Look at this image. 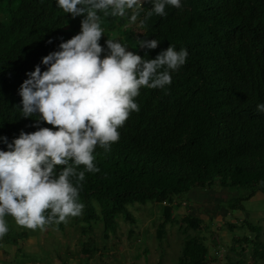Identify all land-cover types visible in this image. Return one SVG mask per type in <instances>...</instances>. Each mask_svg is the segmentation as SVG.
<instances>
[{
  "label": "trees",
  "instance_id": "trees-1",
  "mask_svg": "<svg viewBox=\"0 0 264 264\" xmlns=\"http://www.w3.org/2000/svg\"><path fill=\"white\" fill-rule=\"evenodd\" d=\"M151 7L145 0L135 22L101 12L105 35L100 43L107 49L108 38L119 39L149 58L170 44L186 47V63L172 72L170 85L141 87L135 97L140 110H133L120 126V139L110 151L97 145L100 170L86 171L82 214L46 225L39 234L46 236L52 226L62 231L68 223L82 222L83 237L89 235L96 243L94 226L103 224L106 239L115 233L119 217L135 222L129 206L152 204L160 211L158 240L165 237L167 224H179L183 237L178 264H220L214 232L209 245V227L200 225L199 216L188 210L178 219L176 210L191 204L202 207L197 198H206L214 187L226 191L230 212H244V201L264 194V112L257 110L264 101V0H183V7L169 4L167 15L153 12L145 20ZM82 18L65 12L56 0H0V136L11 141L22 129L53 127L37 123L35 114L23 117L19 88L37 64L42 70L47 67L41 63L43 56L81 30ZM145 37L158 38L160 44L139 47ZM0 148L7 150L2 140ZM63 167L57 165L58 170ZM194 192L200 195L196 198ZM237 222L222 224L231 233L248 231L234 234V252L242 255L249 249L250 264H264L262 227L245 218ZM18 226L12 242L6 240L21 251L24 240L37 234ZM82 244L83 255L96 250L86 240ZM225 256L226 264H247Z\"/></svg>",
  "mask_w": 264,
  "mask_h": 264
},
{
  "label": "clouds",
  "instance_id": "clouds-1",
  "mask_svg": "<svg viewBox=\"0 0 264 264\" xmlns=\"http://www.w3.org/2000/svg\"><path fill=\"white\" fill-rule=\"evenodd\" d=\"M73 17L82 16L81 30L62 40L58 50L43 56L27 73L19 88L23 117L36 115L35 131H20L11 141L0 136L7 150L0 148V238L9 232L7 215L31 229L70 216L81 215L80 199L87 172H97V145L110 151L133 110L142 86L170 85L172 72L186 63V47L170 44L155 58L142 56L119 39L105 35L104 16H129L137 21L145 0H56ZM145 20L153 12L167 15L166 6L183 7V0H150ZM129 10L131 12L129 13ZM145 21H141L144 23ZM52 41L49 40V43ZM158 38L140 39L139 47L156 48ZM264 112V101L257 104ZM57 165H64L57 169ZM84 165V168H79ZM264 182V181H262Z\"/></svg>",
  "mask_w": 264,
  "mask_h": 264
},
{
  "label": "rangeland",
  "instance_id": "rangeland-1",
  "mask_svg": "<svg viewBox=\"0 0 264 264\" xmlns=\"http://www.w3.org/2000/svg\"><path fill=\"white\" fill-rule=\"evenodd\" d=\"M207 192L209 194L206 198H197L200 194L194 192L197 201L203 202V208L199 205L193 208L195 206L193 204L188 208L181 207L176 210L178 219H181L188 210L189 213L199 216L200 225L209 227L205 233L209 245L210 235L214 232L213 235L219 239L215 251L220 264L227 263L226 254L231 255L233 261L242 259L250 264L249 249L242 255L235 253L231 242L234 234L236 236L247 234L248 231L242 228L231 233L222 224L224 221L233 223L238 219L237 224L240 225L241 220L245 218L249 224L262 227L261 238L264 240V194L259 192L244 201L242 203L244 212H230L225 207L227 200L225 190L214 187ZM128 211L135 218V222L131 224L119 217L115 233L109 234L106 239L102 236L103 224L94 226L91 235L96 239V243L89 241V235L87 239L83 237L80 228L82 222L75 225L68 223L62 231L53 226L49 227L46 236L39 234L41 228L34 229L33 233L37 235L30 236L23 243L20 241L21 251H17V247L7 241L13 240L12 235L19 228L14 217L9 214L6 216L9 232L0 238V264H178L177 258L183 237L179 224H167L165 237L158 240L155 234L160 223V211L157 205L135 204L129 206ZM249 235L251 238L254 236L252 233ZM85 240L88 241L89 246H96V250L90 256L83 255L82 252V243Z\"/></svg>",
  "mask_w": 264,
  "mask_h": 264
}]
</instances>
